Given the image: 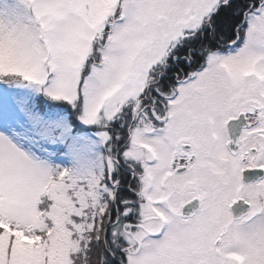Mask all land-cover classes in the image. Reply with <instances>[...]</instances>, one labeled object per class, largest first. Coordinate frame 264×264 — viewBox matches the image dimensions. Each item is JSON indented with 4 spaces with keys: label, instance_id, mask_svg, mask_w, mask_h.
<instances>
[{
    "label": "snow or ice",
    "instance_id": "1",
    "mask_svg": "<svg viewBox=\"0 0 264 264\" xmlns=\"http://www.w3.org/2000/svg\"><path fill=\"white\" fill-rule=\"evenodd\" d=\"M0 264H264V0H0Z\"/></svg>",
    "mask_w": 264,
    "mask_h": 264
}]
</instances>
